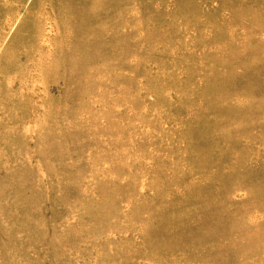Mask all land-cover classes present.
<instances>
[{
	"label": "rangeland",
	"instance_id": "374dc122",
	"mask_svg": "<svg viewBox=\"0 0 264 264\" xmlns=\"http://www.w3.org/2000/svg\"><path fill=\"white\" fill-rule=\"evenodd\" d=\"M0 264H264V0H0Z\"/></svg>",
	"mask_w": 264,
	"mask_h": 264
}]
</instances>
